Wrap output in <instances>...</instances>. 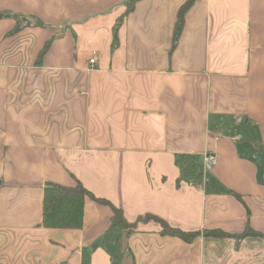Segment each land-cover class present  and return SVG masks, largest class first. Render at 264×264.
Masks as SVG:
<instances>
[{"label":"crops","instance_id":"obj_1","mask_svg":"<svg viewBox=\"0 0 264 264\" xmlns=\"http://www.w3.org/2000/svg\"><path fill=\"white\" fill-rule=\"evenodd\" d=\"M186 1H138L114 40L126 0H0V37L3 12L47 25L26 31L29 71L0 69V264H264V238L185 243L155 221L125 260L90 200L81 229L42 225L45 186L77 180L130 224L264 235V0H195L174 43ZM177 154L216 163L195 185Z\"/></svg>","mask_w":264,"mask_h":264},{"label":"trees","instance_id":"obj_2","mask_svg":"<svg viewBox=\"0 0 264 264\" xmlns=\"http://www.w3.org/2000/svg\"><path fill=\"white\" fill-rule=\"evenodd\" d=\"M140 0H126L125 11L121 15L114 26L113 38L116 39V31L122 25L123 20L134 10L135 4ZM195 0H187L178 10L176 23L174 25L173 42L175 43L181 34L184 26V17L187 11L191 8ZM4 19H11L15 22L14 28L10 34H17L26 28H45L43 22L39 20L29 19V16H22L17 13L5 14L2 13ZM54 37L46 41L43 47L38 52L34 61L35 67H41L45 55L48 53ZM114 47V45L112 46ZM175 165L181 172V178L185 181H192L195 185H200L203 182L204 172L201 161L195 156L189 154H177L174 156ZM180 180L177 182V187ZM235 198L241 200V197L232 193ZM90 200L97 205L108 207L111 210L110 224L107 232H121V255L125 260H132V255L127 247V238L133 234L139 222L155 221L161 227L160 234L162 236L174 237L185 243H191L195 238L200 236L209 238H235L238 241L245 238H264V235L255 232L246 224L244 231L240 234H228L220 230H203L200 232L186 233L177 229L170 228L164 221L159 218L147 215L139 217L135 223H128L121 209L112 205L108 200L96 198L93 196L79 181H75L72 187L61 186L58 184H47L44 188L43 203H42V225L45 229L58 230H77L83 226L85 201Z\"/></svg>","mask_w":264,"mask_h":264},{"label":"rangeland","instance_id":"obj_3","mask_svg":"<svg viewBox=\"0 0 264 264\" xmlns=\"http://www.w3.org/2000/svg\"><path fill=\"white\" fill-rule=\"evenodd\" d=\"M3 13L7 14L8 12ZM19 15L26 16L25 12H23V14L19 13ZM2 19H4V17ZM27 29L28 28L23 29L17 34H10L11 30L2 32L0 37V69L3 74H9V72L14 73L15 70L13 72V69L16 68L15 66L19 65H21V69L29 71V33L26 32Z\"/></svg>","mask_w":264,"mask_h":264},{"label":"built area","instance_id":"obj_4","mask_svg":"<svg viewBox=\"0 0 264 264\" xmlns=\"http://www.w3.org/2000/svg\"><path fill=\"white\" fill-rule=\"evenodd\" d=\"M88 63L91 68L95 65V60L93 58L88 60ZM216 163V157L212 154H205L202 158L201 164H202V169L204 171H209L213 168V166Z\"/></svg>","mask_w":264,"mask_h":264}]
</instances>
